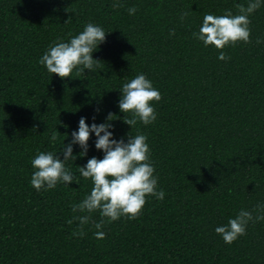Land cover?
<instances>
[{
    "label": "trees",
    "instance_id": "16d2710c",
    "mask_svg": "<svg viewBox=\"0 0 264 264\" xmlns=\"http://www.w3.org/2000/svg\"><path fill=\"white\" fill-rule=\"evenodd\" d=\"M114 2L0 0V264H264V220L250 222L232 244L214 231L241 208L264 204V7L250 16V42L224 48L225 61L193 33L205 14H238L236 5L248 0ZM89 22L109 31L93 53L98 69L70 78L48 73L39 59L49 45ZM139 73L162 98L156 121L131 128L116 88ZM110 113L117 139L147 136L165 197H148L132 220L88 214L85 235L74 236V217L86 213L72 205L92 181L37 191L31 160L58 152L82 116L101 123ZM94 141L84 156L74 146L75 175L92 156L102 158Z\"/></svg>",
    "mask_w": 264,
    "mask_h": 264
},
{
    "label": "clouds",
    "instance_id": "9594fccd",
    "mask_svg": "<svg viewBox=\"0 0 264 264\" xmlns=\"http://www.w3.org/2000/svg\"><path fill=\"white\" fill-rule=\"evenodd\" d=\"M120 6L119 0L113 7ZM238 14L231 9L224 10L222 15L205 14L198 31L193 36L202 42L205 47L213 46L219 50L217 59L227 60L224 48L234 46L237 42H250L251 21L250 16L261 7L264 0H248L247 5L237 4ZM135 7L128 8L130 15L135 14ZM188 15L181 14V20ZM106 31L98 24L89 22L83 30L67 40L57 38L46 49L39 59L48 73L57 74L60 78L81 77L96 71L99 67L98 59L93 53L106 40ZM175 30H170L174 35ZM261 41L257 40V43ZM87 70V73L85 72ZM119 110L124 113V122L131 128L140 123L147 126L157 119L155 103L162 98L159 89L155 88L151 79L144 73L137 74L134 78L123 83L119 88ZM130 117V118H129ZM110 113L104 122L87 123V117L82 116L78 127L70 133L71 139L60 146L58 152L40 151L31 160L34 171L31 174L30 184L37 191H47L56 188L59 184L65 186L72 182L79 183L80 177L90 179L92 188L78 203L72 205L73 213H86L76 215L79 221L74 236L85 235L84 226L90 221V215L99 211L102 218L108 222L116 221L121 217L136 219L143 210L148 197L163 200L165 192L158 189V176L151 159V149L147 136L143 134L128 135L117 139L114 126L111 123ZM95 136L94 147L103 153L102 158L92 156L83 166L78 168L79 176L75 175L69 167V161H75L74 146L80 148L79 155H87L89 139ZM52 144L58 140L57 128L49 136ZM256 212V215H253ZM264 220V204L256 205L252 210L241 208L234 217H230L226 224L218 225L214 231L221 236L226 244H232L246 233L250 222ZM72 223V220H69ZM95 235L102 239L105 233L101 231L103 220L95 223Z\"/></svg>",
    "mask_w": 264,
    "mask_h": 264
}]
</instances>
